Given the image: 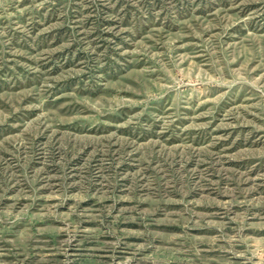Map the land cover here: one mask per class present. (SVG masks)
<instances>
[{
  "label": "rangeland",
  "instance_id": "obj_1",
  "mask_svg": "<svg viewBox=\"0 0 264 264\" xmlns=\"http://www.w3.org/2000/svg\"><path fill=\"white\" fill-rule=\"evenodd\" d=\"M0 264H264V0H0Z\"/></svg>",
  "mask_w": 264,
  "mask_h": 264
}]
</instances>
